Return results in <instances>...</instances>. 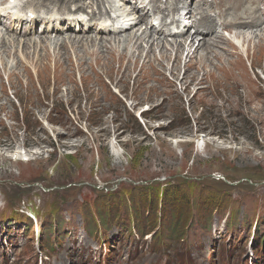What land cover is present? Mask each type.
Wrapping results in <instances>:
<instances>
[{"label": "rangeland", "instance_id": "obj_1", "mask_svg": "<svg viewBox=\"0 0 264 264\" xmlns=\"http://www.w3.org/2000/svg\"><path fill=\"white\" fill-rule=\"evenodd\" d=\"M112 2L114 16L134 0ZM43 26L37 35L9 33L20 49L0 55V264H264V247L255 249L264 235V34L246 32L263 40L255 49L234 28L220 29L218 57L191 60L185 49L178 72L173 51L165 63L158 48L155 61L137 62L139 46L129 56L125 45L105 49L139 32L60 35L104 44L89 49L103 61L92 67L87 56L79 70L82 57L69 62L63 49L22 52L26 39L56 37L40 34ZM185 38L168 40L183 46ZM34 207L41 216L30 222L23 210ZM15 211L29 221L14 222ZM131 213L137 222L126 219Z\"/></svg>", "mask_w": 264, "mask_h": 264}, {"label": "bare ground", "instance_id": "obj_2", "mask_svg": "<svg viewBox=\"0 0 264 264\" xmlns=\"http://www.w3.org/2000/svg\"><path fill=\"white\" fill-rule=\"evenodd\" d=\"M8 1L9 0H0V55L2 56L3 61L7 60L5 59L6 57L8 58L13 56V50L20 49L18 42L16 43L12 41V38L9 39V33L37 35V33L32 32V30L37 27V24L46 25L43 26L45 29L40 34H48L56 37L53 39L52 37L45 36L44 38H40L38 41H34V39H23L25 42L23 44L22 52L24 54L26 53L27 56V51L30 49L27 47L29 44L34 45V50H36L35 46L38 47V45L40 47H47L49 50L54 49L55 55L58 54L59 49H63L65 59L69 62L72 61L69 57L72 53L77 54L80 58L82 57L81 59H77V64L78 60H80V64H78L79 70H82L80 69V65L83 64V59L87 56L93 57L94 61H92V67L95 59L96 62L103 61L102 54L96 56L97 53H91V51H89V49L93 47L97 48V50L103 48L104 44L100 48L95 45L97 37L117 38L122 37L124 34L127 35L128 33V35H131V32H139L142 34L139 37L132 35L133 37L131 38L126 36L127 39L123 41L120 40L121 42H118V46L115 48L116 50L111 43H107L105 49H108L109 53H112L113 51H118V53H120L122 46L125 45L123 52L125 56H129L131 55L130 48H138L139 46L141 49L138 48L139 50L136 62L143 57L148 60L155 61L158 58L156 56V51L158 50L161 55V58L159 59L165 63L172 58L171 53H167L173 51L176 53V56L174 66L172 68L174 71L178 72V69L180 68V60H182L181 56H183H179V54L185 49H187L186 52H188L186 58L189 59L190 57L191 60H193L194 57L196 60L199 56H201L200 60H206L208 62L210 61L211 56L212 59H214V57H218L213 51L214 49H218V45L223 44L222 42L217 41L222 39L220 36V29L227 32L234 28L236 32H239L237 37L241 39L242 43L247 44L250 47L252 45L251 43L254 44L255 42V38H251L255 36V33H248V35H246V32H257L259 30L264 34V25L260 22L259 18L261 15V12H259V5L264 4L261 0H167L168 4L165 7L161 5L162 0H139L137 2L134 0L130 11H127L124 15L118 16L116 19L109 18L108 20L106 19V16H109L113 8V6H111L113 3L111 0H25L24 8L32 9V11L29 10L27 13H16L12 9H8ZM77 1L83 2L84 4H78ZM180 5H186V9L188 11L183 16L179 15L181 11ZM73 6L76 9H72ZM107 6H109V8H107ZM95 8H97V11H95ZM89 10H91V12H89ZM28 13L33 14V20H30L31 18L27 16ZM80 13L86 14L87 22L81 23L79 21L77 16ZM175 15H178L179 18ZM263 15L264 9L262 12V18ZM53 19L59 21L58 26L52 24ZM66 22H68L69 25H65ZM15 24L16 26L19 24L17 28H15ZM51 24L53 25L52 30L51 27L47 26ZM182 25L185 26V29L183 32H179V28ZM72 27L75 29H72ZM47 28L48 30H46ZM107 29H113L112 31L115 32H110ZM75 30H78V32L76 33ZM49 31L52 33L54 32V35H52ZM67 33L68 35L90 34L93 36L95 35L96 38L92 36H75L69 38L63 37L61 39L60 35ZM181 37H186L182 43L180 42L181 44H184L183 46L178 44L177 41L174 44L172 43L173 45L169 44L170 41L168 39L174 40ZM16 39V41H18V39L21 38ZM208 39H212V47L209 46L210 44H208V42L211 40ZM262 41L254 44L253 47L255 49L262 48L261 44L264 43H262ZM228 43L229 42L226 44ZM142 45H144L145 48H143ZM110 46H112V49L114 50L109 48ZM9 47H12L9 49L11 52L7 50ZM81 48H84L86 52L84 53L79 51ZM156 48L158 49L156 50ZM64 49H69L70 53L66 52ZM73 50H77L79 53L73 52ZM115 52H113V54H115ZM62 55L63 54L61 53L59 56L61 57ZM23 57L25 56L23 55ZM193 64L194 62L192 61L187 66V69H189V67ZM203 67L199 73H202L203 71L205 72L206 66L204 65ZM221 68L224 69V67ZM230 71L227 70V72ZM189 75L190 74H188V77ZM151 108L154 110L156 109L154 106Z\"/></svg>", "mask_w": 264, "mask_h": 264}, {"label": "trees", "instance_id": "obj_3", "mask_svg": "<svg viewBox=\"0 0 264 264\" xmlns=\"http://www.w3.org/2000/svg\"><path fill=\"white\" fill-rule=\"evenodd\" d=\"M193 202H192V200H190L189 199V197L188 196H186V200H185V207L187 208V210H186V212H184V215L182 216L183 217V221H184V224H183V226L185 227V228H187L188 227V229L190 230L192 227H193V224H194V221H192V223H190L189 225H188V223L190 222V220H192V219H190L189 220V218H191L192 217V215H193ZM237 207V206H236ZM235 207V208H236ZM132 211V210H131ZM236 214H234V213H231L230 215H229V217H228V219H227V221H226V224H227V226L229 227V225L231 224V223H233V222H235L234 224H236L237 222H238V220H237V216H238V210H236ZM163 213H165V211L164 212H162L161 213V216H162V214ZM213 213H211L210 214V216L212 215ZM12 215H14L15 217H14V219L15 220H13L14 222H22L23 220H26V221H29V220H27L26 218H25V215H23L22 214V216L21 215H19V212H17V211H15V212H13L12 213ZM37 216L39 217L40 216V213L39 212H37ZM87 217V216H86ZM93 217H98L97 216V214L96 215H93ZM182 217H181V219H180V221L182 220ZM88 218V217H87ZM86 218V219H87ZM99 218V217H98ZM132 220H131V219ZM137 217H136V215H135V213L133 214V213H131V214H129L128 215V217H126V219L128 220V221H136L137 222V219H136ZM31 222V221H30ZM177 222V221H176ZM87 223V222H86ZM91 223H95L94 224V226L92 227L93 229L92 230H95L96 229V227H97V225H96V221H91ZM155 223H157L156 221H155ZM177 223H179V222H177ZM180 224V223H179ZM209 225L210 226H212L213 224L211 223V222H209ZM134 227H136V225L134 226ZM138 229V231L139 232H141V233H148V231L149 230H147V229H141V228H137ZM160 230V233H162L163 232V229H159ZM161 230H162V232H161ZM258 230V226L256 227V231ZM187 234H188V230L186 231V232H180V235H179V239L177 240V241H185L186 239H188L189 238V236H187ZM260 246L261 247H264V235L261 237V239L259 240V243H256V246H255V249L257 248V250H258V248H260Z\"/></svg>", "mask_w": 264, "mask_h": 264}]
</instances>
